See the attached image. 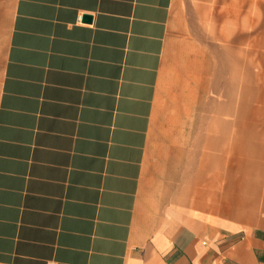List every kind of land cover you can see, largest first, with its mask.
<instances>
[{"label":"crops","instance_id":"1","mask_svg":"<svg viewBox=\"0 0 264 264\" xmlns=\"http://www.w3.org/2000/svg\"><path fill=\"white\" fill-rule=\"evenodd\" d=\"M0 264H264V0H0Z\"/></svg>","mask_w":264,"mask_h":264},{"label":"water","instance_id":"2","mask_svg":"<svg viewBox=\"0 0 264 264\" xmlns=\"http://www.w3.org/2000/svg\"><path fill=\"white\" fill-rule=\"evenodd\" d=\"M86 18V17H85Z\"/></svg>","mask_w":264,"mask_h":264}]
</instances>
